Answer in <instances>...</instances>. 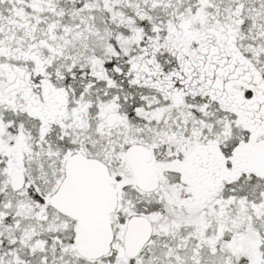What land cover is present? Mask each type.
I'll return each instance as SVG.
<instances>
[{"label": "snow or ice", "instance_id": "1", "mask_svg": "<svg viewBox=\"0 0 264 264\" xmlns=\"http://www.w3.org/2000/svg\"><path fill=\"white\" fill-rule=\"evenodd\" d=\"M0 264H264V0H0Z\"/></svg>", "mask_w": 264, "mask_h": 264}]
</instances>
